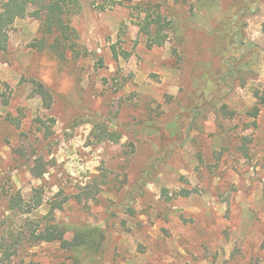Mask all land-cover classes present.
I'll use <instances>...</instances> for the list:
<instances>
[{
	"label": "rangeland",
	"instance_id": "rangeland-1",
	"mask_svg": "<svg viewBox=\"0 0 264 264\" xmlns=\"http://www.w3.org/2000/svg\"><path fill=\"white\" fill-rule=\"evenodd\" d=\"M118 1L99 11L103 0H81L77 60L36 51L32 18L8 32L0 264H77L59 244L25 241L13 256L1 248L11 230L41 223L65 198L57 222L106 231L100 264H264V106L250 117L264 98V0ZM138 3L172 21L162 47L140 34L128 8ZM35 82L52 92L50 110ZM36 190L40 208L8 210V197L29 204Z\"/></svg>",
	"mask_w": 264,
	"mask_h": 264
},
{
	"label": "trees",
	"instance_id": "trees-1",
	"mask_svg": "<svg viewBox=\"0 0 264 264\" xmlns=\"http://www.w3.org/2000/svg\"><path fill=\"white\" fill-rule=\"evenodd\" d=\"M200 1L203 3L211 0ZM118 6H123V1L103 0V4L97 5V9L105 11ZM128 8L132 15L136 12L135 17L138 20L139 32L147 37L148 47L165 45L168 40L167 33L172 31L173 25L172 21L160 11L159 6L138 3L134 7ZM80 12L81 0H8L0 8V52H5L7 49L8 32L15 21L32 18L39 22L40 38L31 44L36 51H46L58 62H64L68 56L77 60L84 55H81L80 52L78 34L72 25V18ZM235 21L236 19L231 21L229 28L233 26ZM229 28L223 27L221 32L229 34ZM262 30L264 32V25ZM219 44L222 45V43ZM220 45L218 46L217 42L214 46L217 53ZM113 50L114 58L117 59L115 49ZM84 54L86 55V53ZM122 54L125 59L129 56L128 53ZM33 84L34 92L40 97L42 106L45 110H50L53 105L52 92L40 82ZM259 104L252 110L250 117L257 119L260 114V106H264V98ZM221 109L227 115V107L222 106ZM110 138L112 139V137ZM32 174L35 178H41L43 175L42 165L38 164ZM183 194L184 197H187L189 192ZM40 195L36 190L29 204L24 203L19 196L8 197V210L21 215L30 214L42 206L43 199ZM66 201L67 198L63 202L56 203L55 201L50 212L42 219L41 223L29 220L27 223L29 225L26 224L28 229L25 227L20 232L11 230L7 242L2 244L1 248L9 251L10 256H13L16 255L17 246L25 241L31 245L40 243L59 244L62 250L74 253L77 264H100L97 257L103 251L107 239L106 231L89 225H71L57 222L53 215L54 211L61 210ZM70 233H72L71 240H66V235Z\"/></svg>",
	"mask_w": 264,
	"mask_h": 264
}]
</instances>
